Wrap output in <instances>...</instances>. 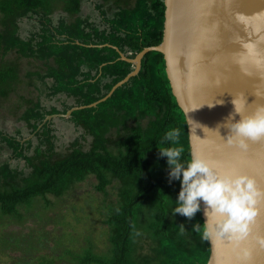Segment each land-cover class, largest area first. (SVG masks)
<instances>
[{
    "label": "trees",
    "instance_id": "trees-1",
    "mask_svg": "<svg viewBox=\"0 0 264 264\" xmlns=\"http://www.w3.org/2000/svg\"><path fill=\"white\" fill-rule=\"evenodd\" d=\"M129 1L114 0L118 10L108 31L78 17L70 23L59 19L55 32L50 24L54 10L60 6L67 17H74L82 0H0V99L6 98L19 80L17 62L5 59L15 53L17 58L43 64V72L26 75L39 80L46 95L73 98L63 114L85 106L69 115L81 135L63 154L56 151L51 123L46 120L58 111H46L36 102L22 113L37 145L27 155L30 140L3 138L30 171L25 174L7 163L0 164V216L20 219L18 206L47 195L61 197L76 183L93 176L96 191L105 195L108 186L117 185L118 199L115 205L107 206L103 219L108 227V256L96 255L90 248L81 264H206L210 246L197 230L204 224L201 210L191 218L172 213L180 181L170 179L166 158L157 149L180 146L184 148L181 160L191 159L187 125L172 95L162 54L148 52L135 76L105 101L88 107L134 69L120 54L133 59L142 49L157 46L162 40L163 0H134L132 6ZM105 15V22H109ZM29 16L50 19L44 23L46 30L22 39L19 21ZM173 128L180 135L175 145H169L163 134ZM141 216L147 218L144 223ZM17 219L11 222L21 224Z\"/></svg>",
    "mask_w": 264,
    "mask_h": 264
},
{
    "label": "water",
    "instance_id": "water-1",
    "mask_svg": "<svg viewBox=\"0 0 264 264\" xmlns=\"http://www.w3.org/2000/svg\"><path fill=\"white\" fill-rule=\"evenodd\" d=\"M163 4L160 44L142 49L133 59L120 54L134 69L88 107L105 101L135 76L148 52L161 53L172 95L185 118L191 158L197 156L220 171L228 170L222 159L238 157L243 168L236 171L254 178L257 187L264 190V138L246 141L243 150L226 143L232 135L229 124L264 107V63L245 64L246 73L235 63L240 42L254 44L257 58H264V0H163ZM238 17L243 18V24L237 23ZM234 99L243 106L240 113L234 110ZM84 107H73L64 116ZM257 209L244 245L249 257L242 259L229 246L208 240L206 264H264V247L256 239L264 238V200ZM200 210L205 224L210 209L201 202Z\"/></svg>",
    "mask_w": 264,
    "mask_h": 264
},
{
    "label": "rangeland",
    "instance_id": "rangeland-1",
    "mask_svg": "<svg viewBox=\"0 0 264 264\" xmlns=\"http://www.w3.org/2000/svg\"><path fill=\"white\" fill-rule=\"evenodd\" d=\"M113 2L114 0H82L80 12L74 17H67L58 6L50 16L51 28L58 31L56 28L61 18L70 23L79 17L82 20L87 19L100 30L108 31L111 23H114L111 17L118 10ZM133 2L134 0H130L128 4L132 6ZM120 5L123 6L122 2ZM104 13L105 18H110L109 22H105ZM48 20H41L38 16L23 18L19 21L20 38L26 39L30 33L46 30L45 24H48ZM5 59L17 62L19 80L13 91L6 98L0 99V164L7 163L11 168L27 174L30 169L25 161L14 155L13 149L3 138L12 137L22 142L30 140L32 147L26 153H32L37 145V138L21 118L28 106L39 102L46 111L52 108L58 111L56 116L46 118L51 123L50 129L58 153H65L68 146L80 137L81 131L63 114L65 106L73 104V98L65 94L48 96L39 80L26 75L33 71L43 72L44 66L40 61L17 58L15 53H9ZM142 124H145V120ZM89 141L90 138L86 137V142ZM96 184L97 180L89 176L83 182L76 183L61 197L47 195L45 199L34 198L25 206H18L20 219L16 216H0V264H81L90 248L94 254L107 257L108 227L103 219L108 212L107 206L117 203V185L108 186L105 195L96 191ZM14 218L21 224L12 223ZM146 219L141 216L142 223ZM64 254L68 257H64Z\"/></svg>",
    "mask_w": 264,
    "mask_h": 264
},
{
    "label": "clouds",
    "instance_id": "clouds-1",
    "mask_svg": "<svg viewBox=\"0 0 264 264\" xmlns=\"http://www.w3.org/2000/svg\"><path fill=\"white\" fill-rule=\"evenodd\" d=\"M237 23L243 24V18L238 17ZM240 48L235 63L240 66L241 71L246 73L245 64L259 66L264 63V58H257L254 44L240 42ZM232 104L236 113L242 111L243 106L238 100L234 99ZM228 127L232 135L227 137L226 143L246 149V141L255 142L264 138V107L229 124ZM179 135L178 129H170L163 134V141L175 145ZM157 149L159 155L166 158L170 179L180 181V190L172 213L191 218L200 210V203L203 202L210 211L206 212V223L197 229L201 238L211 243L225 244L246 260L249 251L244 245L251 233L250 226L258 214L257 204L264 200V190L257 187L251 176L235 170L218 171L216 166L197 156L182 161L183 147L167 146ZM256 239L264 247V238Z\"/></svg>",
    "mask_w": 264,
    "mask_h": 264
},
{
    "label": "snow or ice",
    "instance_id": "snow-or-ice-1",
    "mask_svg": "<svg viewBox=\"0 0 264 264\" xmlns=\"http://www.w3.org/2000/svg\"><path fill=\"white\" fill-rule=\"evenodd\" d=\"M238 157H229L227 159H222L220 162L227 165L228 170H238L243 168V165L238 163Z\"/></svg>",
    "mask_w": 264,
    "mask_h": 264
},
{
    "label": "flooded vegetation",
    "instance_id": "flooded-vegetation-1",
    "mask_svg": "<svg viewBox=\"0 0 264 264\" xmlns=\"http://www.w3.org/2000/svg\"><path fill=\"white\" fill-rule=\"evenodd\" d=\"M127 55H129V53H127ZM33 264H35V263H33Z\"/></svg>",
    "mask_w": 264,
    "mask_h": 264
}]
</instances>
